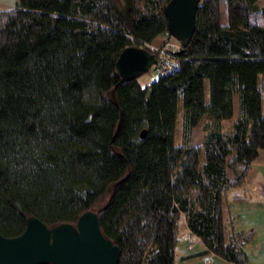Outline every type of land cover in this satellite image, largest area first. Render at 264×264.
Instances as JSON below:
<instances>
[{"label": "trees", "instance_id": "trees-1", "mask_svg": "<svg viewBox=\"0 0 264 264\" xmlns=\"http://www.w3.org/2000/svg\"><path fill=\"white\" fill-rule=\"evenodd\" d=\"M168 1L15 0L0 11L2 235L29 216L74 224L93 210L117 264H179L184 227L204 252L247 261L252 232L233 229L224 200L264 150V0H200L186 43L167 33ZM158 36V48L178 45L163 74L148 46ZM129 46L154 54L145 85L118 73Z\"/></svg>", "mask_w": 264, "mask_h": 264}, {"label": "water", "instance_id": "water-1", "mask_svg": "<svg viewBox=\"0 0 264 264\" xmlns=\"http://www.w3.org/2000/svg\"><path fill=\"white\" fill-rule=\"evenodd\" d=\"M199 1H168L164 14L170 36L183 43L191 38ZM155 63L154 54L144 47L129 46L120 52L116 67L121 80H127L141 76ZM119 254L118 245L103 234L98 213L93 210L82 212L74 224L48 226L29 216L19 235L0 233V264H117Z\"/></svg>", "mask_w": 264, "mask_h": 264}, {"label": "crops", "instance_id": "crops-1", "mask_svg": "<svg viewBox=\"0 0 264 264\" xmlns=\"http://www.w3.org/2000/svg\"><path fill=\"white\" fill-rule=\"evenodd\" d=\"M14 3L15 0H0V11ZM230 190L225 194V218H232L235 231L252 232L250 241L243 246L247 255L243 264H264V150L253 161L245 183ZM204 249L200 239L184 227L175 249L179 264H236Z\"/></svg>", "mask_w": 264, "mask_h": 264}, {"label": "built area", "instance_id": "built-area-1", "mask_svg": "<svg viewBox=\"0 0 264 264\" xmlns=\"http://www.w3.org/2000/svg\"><path fill=\"white\" fill-rule=\"evenodd\" d=\"M151 50H155L159 52V60L158 64L155 68H158L159 74H163L168 71H172L175 68V65L172 64L171 54L170 52L178 47L177 43L171 38H166L163 41L160 48L154 45H148Z\"/></svg>", "mask_w": 264, "mask_h": 264}, {"label": "rangeland", "instance_id": "rangeland-1", "mask_svg": "<svg viewBox=\"0 0 264 264\" xmlns=\"http://www.w3.org/2000/svg\"><path fill=\"white\" fill-rule=\"evenodd\" d=\"M161 42H162V36L160 38H158L157 40L153 41L151 45L158 47L159 43H161ZM156 77H157V73H156L155 69L152 68L147 73H144L143 75H141L138 78V81L142 85H145ZM206 91H207V85H206ZM263 106H264V101H263ZM202 135H203L202 124H200L194 130V134H193V138H192L193 143H199L200 140L202 139ZM230 191H232V190H230Z\"/></svg>", "mask_w": 264, "mask_h": 264}]
</instances>
